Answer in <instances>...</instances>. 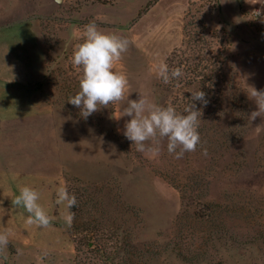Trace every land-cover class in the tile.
<instances>
[{"label": "rangeland", "instance_id": "obj_1", "mask_svg": "<svg viewBox=\"0 0 264 264\" xmlns=\"http://www.w3.org/2000/svg\"><path fill=\"white\" fill-rule=\"evenodd\" d=\"M242 12L235 23L217 0H0V33L10 30L0 63L10 58L36 81L27 118L10 121V157L0 160V228L12 233L0 264H104L79 254L84 240L65 222L71 209L56 204L60 186L75 195L81 223L101 214L96 201L111 204L142 249L136 264H264V130L260 117L248 119L256 107L245 92V82L264 89V24ZM90 23L129 41L113 68L129 81L128 99L168 98L186 114L191 93H206V105L194 102L195 151L177 159L163 140L157 156L137 152L122 134L126 102L86 120L68 103L82 76L73 51ZM173 52L184 78L164 83L157 66ZM19 88L10 85L6 98L14 113ZM21 186L39 193L49 227L28 225L13 206Z\"/></svg>", "mask_w": 264, "mask_h": 264}, {"label": "clouds", "instance_id": "obj_2", "mask_svg": "<svg viewBox=\"0 0 264 264\" xmlns=\"http://www.w3.org/2000/svg\"><path fill=\"white\" fill-rule=\"evenodd\" d=\"M61 0H56L59 4ZM250 15L259 18L264 23V7L253 11ZM129 41L116 34H105L95 23L84 26L83 42L76 45L73 51L72 63L82 70L79 80V91L68 99V103L80 110L79 114L85 120L100 108L110 104L126 102L120 117H130L124 124L123 136L131 142L137 152L157 156L160 153V143L167 141V151L175 158H182L186 152H193L200 143L198 119L201 113L194 102L208 103L206 93L196 90L191 93V104L185 109L186 114H178L172 106H164L152 102L145 94L138 93L135 100L126 97L129 88L127 77L113 71L115 62L127 51ZM183 75L181 68L169 69L166 63L157 66V76L168 83ZM246 81L247 77L243 78ZM246 85V94L254 102L256 110L251 111L248 119L252 122L261 118L257 131L264 130V89L257 90L254 85ZM204 155L207 151L204 150ZM56 204L65 205L72 209L77 205L75 195L67 188L60 186L56 190ZM39 193L28 186H21L19 194L14 197L12 204L23 208L28 214L26 223L47 228L51 225V217L47 215L38 203ZM75 213L68 211L65 215L66 224L71 227ZM11 230L0 228V247H6Z\"/></svg>", "mask_w": 264, "mask_h": 264}, {"label": "trees", "instance_id": "obj_3", "mask_svg": "<svg viewBox=\"0 0 264 264\" xmlns=\"http://www.w3.org/2000/svg\"><path fill=\"white\" fill-rule=\"evenodd\" d=\"M187 44L189 46L193 43L190 40ZM176 53L173 52L167 59L170 70L176 68L173 66V57ZM171 81L175 82V79H170ZM176 88H178L177 84L173 85V89ZM168 102V98H165L160 102V105L167 106ZM87 203H89L88 200L85 201V204ZM94 204L97 205L98 209L101 208V214L92 216L84 223H81L83 220L77 214L76 209L74 207L71 209V212L75 213L71 229L80 234L84 240L83 245L80 244L82 248L78 249L79 254L89 258V261L95 258L101 259L104 264H136L138 254L142 249L133 242L131 231L128 227H123L124 222L118 224L114 212L110 208L111 204L107 201L103 200L100 203L96 201ZM129 213L133 214L132 211Z\"/></svg>", "mask_w": 264, "mask_h": 264}, {"label": "crops", "instance_id": "obj_4", "mask_svg": "<svg viewBox=\"0 0 264 264\" xmlns=\"http://www.w3.org/2000/svg\"><path fill=\"white\" fill-rule=\"evenodd\" d=\"M217 1L219 5H221L222 12L227 15L225 18L230 16L235 23H239L240 18H242L243 9H247L250 12L255 7H264V0ZM1 54L10 56V30L8 29L0 33V55ZM26 71H28V69L22 65L10 64V58L6 59L5 57L0 63V160L10 157V121L27 118V114L30 111L28 105L29 98L31 97L30 88L33 86L32 83L35 84L36 81L34 80L33 82L28 76V79H23L22 77L26 76H21L20 73ZM18 84H20L21 88L17 89V91L12 90V93L20 98L21 105L19 106L18 112L14 113L13 109L9 107L10 100L8 101L6 98L10 97V85L12 89L13 86ZM26 97L28 99H26ZM16 150L23 151V145Z\"/></svg>", "mask_w": 264, "mask_h": 264}, {"label": "built area", "instance_id": "obj_5", "mask_svg": "<svg viewBox=\"0 0 264 264\" xmlns=\"http://www.w3.org/2000/svg\"><path fill=\"white\" fill-rule=\"evenodd\" d=\"M262 7H255L254 9L251 10V13L255 10H259L261 9ZM253 18H255L254 16H252ZM257 21H259V18H255Z\"/></svg>", "mask_w": 264, "mask_h": 264}]
</instances>
